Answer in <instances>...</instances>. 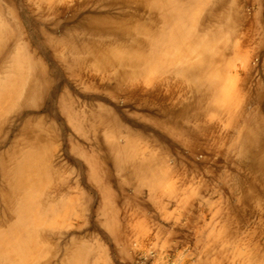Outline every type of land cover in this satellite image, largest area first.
Here are the masks:
<instances>
[{
  "label": "bare ground",
  "instance_id": "6f19581e",
  "mask_svg": "<svg viewBox=\"0 0 264 264\" xmlns=\"http://www.w3.org/2000/svg\"><path fill=\"white\" fill-rule=\"evenodd\" d=\"M27 2L45 27L0 0V264H134L160 217L193 264H264V0ZM210 147L212 189L172 181Z\"/></svg>",
  "mask_w": 264,
  "mask_h": 264
},
{
  "label": "rangeland",
  "instance_id": "374dc122",
  "mask_svg": "<svg viewBox=\"0 0 264 264\" xmlns=\"http://www.w3.org/2000/svg\"><path fill=\"white\" fill-rule=\"evenodd\" d=\"M27 1L28 0H21V5L24 8L23 9L24 11L20 10V12H21L20 21L23 23L24 28H28V29H26V31L29 30V28H33L34 25H37V26L42 25L43 27H45L44 25L47 24V22L45 21L43 15L35 13L34 12L35 9L33 7H30V5L27 4L28 3ZM30 9H31V11H30ZM25 19H30L31 23L30 22L26 23ZM52 25L53 24L51 23L47 27L52 26ZM237 28H238V32L241 33L243 28H242V25L240 22L237 23ZM257 39H258V37H257ZM259 54H264V49L260 50ZM236 64L239 67H241L243 63L241 61H238ZM65 80H68V79L65 78ZM74 88L76 89V86H74ZM78 90L80 92H82L81 89H79L77 87V91ZM222 129H223V126H222ZM183 153L184 154H183L182 164H180L179 167L173 163L175 158H171V160L169 162L170 166L173 165V167H174L173 168L174 173H173V175H171L172 181H177L178 177H179L180 183L187 182L188 184H191V185H188V187H190L192 190L199 189L200 184H204V183L209 184L211 189L213 188L214 185H216L214 178L212 179L211 176L205 174L207 171H210L212 169V167L213 168L215 167V169H218L219 171H223V170L229 171V169L231 170L230 165H231L232 160L229 158L230 160L228 162L227 157L223 156L218 151L217 147H212V148L210 147L207 150H200L197 153V154H201V156L199 158L190 156L191 154L188 151H184ZM203 157L205 158L204 159L205 161L201 160V159H203ZM231 157L234 158L233 155H231ZM189 165H190V167H189ZM243 173H245V172H243ZM171 176H170V179H171ZM145 192H146L145 198H147L149 192L146 190H145ZM214 197L216 199H218L217 195H215ZM215 208H213L212 210L218 209V207H215ZM223 208H224V211L227 210L225 205L223 206ZM71 221L73 223H76V220H71ZM144 222H145V224H144ZM179 222L182 225L187 224L186 220L183 218L181 220H179ZM158 224H164L168 229V235H169V233H171V231H172L171 226H173L172 220H166L165 218H161V217L158 218L157 221H155V223H148L146 221L141 220L140 226L142 227V229L144 231L149 230L151 232V234H149V237H150L149 238L148 236H146L147 234H145V232L142 233L143 234L141 236L142 238L139 237L141 239L139 241H142V244L144 246L142 244L141 245L135 244L131 248V252L135 253L134 264L135 263L136 264H143L145 262L146 263L148 262V264H193V262L195 263L196 258L193 255V251L195 250L197 240H196V237H195L196 235L193 232V230L190 229L189 230L190 232L188 231L189 239L186 242V244L184 246H182V245L177 244L175 242L176 240H174L173 238L168 239L166 236L164 237L165 239L164 238L157 239L155 230L158 227ZM251 225H253L254 228H258L260 226L264 227L263 226L264 225V217H261L258 212L254 213V215H252V217H251ZM217 227H218V225H217ZM219 229H220V227H219ZM231 229L232 230L235 229L233 225H232ZM145 238H147V239H145ZM159 240H160V242H159ZM165 241H167V242H165ZM167 243L170 246V248H168V245H166ZM190 244H191V246H190ZM152 246H154V247H152ZM143 247L146 249H144ZM216 252H218V253H216ZM117 253L118 254H116V251H113V250H110V252L108 251L107 255H105L104 257L103 256L101 257V259H100V261H102L101 264H106L105 258H107V260H106L107 264L108 263L109 264H127L128 263L127 260L125 258L122 259L121 256L119 255L118 248H117ZM219 254H220V252L218 250L213 252V256L210 259V262H208V264L209 263L210 264H228L229 263V260L231 258L229 259V257L224 256L223 254H221V255H219ZM109 257H110V259H109ZM44 260L46 261L47 258H45Z\"/></svg>",
  "mask_w": 264,
  "mask_h": 264
}]
</instances>
